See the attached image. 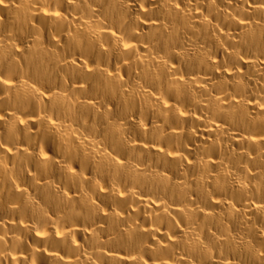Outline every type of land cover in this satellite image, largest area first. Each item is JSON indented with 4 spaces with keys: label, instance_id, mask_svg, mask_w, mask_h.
<instances>
[{
    "label": "bare ground",
    "instance_id": "bare-ground-1",
    "mask_svg": "<svg viewBox=\"0 0 264 264\" xmlns=\"http://www.w3.org/2000/svg\"><path fill=\"white\" fill-rule=\"evenodd\" d=\"M0 264H264V0H0Z\"/></svg>",
    "mask_w": 264,
    "mask_h": 264
}]
</instances>
